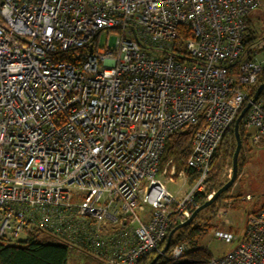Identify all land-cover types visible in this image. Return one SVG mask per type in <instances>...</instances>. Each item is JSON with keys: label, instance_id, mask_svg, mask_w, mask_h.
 Wrapping results in <instances>:
<instances>
[{"label": "built area", "instance_id": "obj_1", "mask_svg": "<svg viewBox=\"0 0 264 264\" xmlns=\"http://www.w3.org/2000/svg\"><path fill=\"white\" fill-rule=\"evenodd\" d=\"M252 12L264 0H0V241L52 236L98 264L160 253L215 193L214 155L260 85L264 40L245 54ZM243 121L263 147L264 99ZM188 126H199L193 183L173 160L161 166L167 138ZM208 264H264V203Z\"/></svg>", "mask_w": 264, "mask_h": 264}, {"label": "trees", "instance_id": "obj_2", "mask_svg": "<svg viewBox=\"0 0 264 264\" xmlns=\"http://www.w3.org/2000/svg\"><path fill=\"white\" fill-rule=\"evenodd\" d=\"M260 19L261 17H258L259 21H261ZM246 23L247 31L244 36L246 49L245 54L250 57L257 44L264 40V26H262V28L259 26H253L252 22L249 20V16L247 17ZM72 53L73 51L63 53L58 59L69 61ZM183 55V50L176 49V59L181 63L188 62L187 58H185ZM262 83H264V71L260 76V84ZM255 92L256 90L253 91L252 95H254ZM260 99H264V91L261 94ZM244 107L245 106H243V108ZM198 130L199 126H188L180 132L171 134L167 138L166 147L161 162V166L163 167L169 160H173L178 170L185 168L191 183L196 180L198 175L192 169H189L186 166L187 160L192 152L194 137ZM240 135L243 145L241 150L242 153L244 146L249 142V138L244 128V121H242L240 125ZM235 149L236 138L233 124L225 134L221 145L214 155L212 161L213 172L211 176L214 175L213 173L215 171H221L222 167L230 165L232 168V160ZM241 153L239 156L238 176L241 174L243 167ZM224 184L225 183L216 184V181L214 180V192H217ZM230 190L231 189L223 193L210 207L203 211L208 210L213 216H216L219 209L218 203L224 197H226ZM199 201L201 206L207 202V199L205 196L201 195ZM202 212H200L187 226L183 227L174 234L168 251L170 252L175 246L189 241L192 246L191 250L182 259L188 260V264H208L209 261L214 257L205 248L198 247L197 245L198 241L205 234L204 230L199 225L200 214ZM43 237H45L43 234H34L26 241L17 242L13 245L0 241V264H69V247L58 242H46L43 240ZM165 244L166 240L160 245L161 251L164 249ZM157 255L158 253L148 256L140 264L151 263ZM86 261L87 263L89 262L88 264H96L94 261L88 258H86ZM156 264H179V261H167L165 258H162Z\"/></svg>", "mask_w": 264, "mask_h": 264}, {"label": "rangeland", "instance_id": "obj_3", "mask_svg": "<svg viewBox=\"0 0 264 264\" xmlns=\"http://www.w3.org/2000/svg\"><path fill=\"white\" fill-rule=\"evenodd\" d=\"M258 17H261V21L258 20ZM249 20L253 26L262 28L264 26V12L250 13ZM107 37L105 33L101 35L99 40L100 46H106ZM115 43L116 36L111 35L109 40L110 46L114 47ZM241 161L243 162L241 174L237 177L230 192L218 203L219 209L217 215L213 216L208 210L200 214L199 225L205 234L198 241L197 245L198 247L205 248L214 257L228 254L242 242L247 228L248 215L250 212L260 210L264 203V146L255 148L251 146L249 141L243 148ZM213 174L209 182L210 190L206 192L207 194L214 192V180L216 184H226L229 181L232 176V168L230 165L225 166L221 168V171H215ZM169 187L171 190L175 189V186L170 185ZM247 195L253 198L251 202L243 201V198ZM217 230L228 231L235 235L238 240L231 244L225 243L215 237ZM43 240L46 242L57 241L52 236H45ZM90 260L98 264L95 260ZM86 263V258L83 255H80L73 249H69V264Z\"/></svg>", "mask_w": 264, "mask_h": 264}, {"label": "water", "instance_id": "obj_4", "mask_svg": "<svg viewBox=\"0 0 264 264\" xmlns=\"http://www.w3.org/2000/svg\"><path fill=\"white\" fill-rule=\"evenodd\" d=\"M263 91H264V83L259 85V87L257 88L256 92L253 95L251 102H249L242 109L241 113L239 114L238 118L236 119V121L234 123V134H235V138H236V149H235V152L233 155V160H232V176H231V178L217 192H215L213 194V196L209 200H207V202H205L198 209H196L193 212L192 216L185 223H183V224L177 226L176 228H174L173 230H171V232L169 233V235L166 239V244H165L164 249L160 253H158V255L149 264H156L157 262H159L163 258V256L169 251L170 244H171V241L173 239L174 234L177 231H179L180 229H182L183 227L187 226L190 222H192L193 219L200 212H202L203 210L210 207L223 193L227 192L235 184L236 179L238 177V173H239V156H240L242 146H243L242 140H241V135H240V125H241L246 113L251 108L252 104L255 103L256 101H258V99L260 98ZM188 263H189L188 260L179 261V264H188Z\"/></svg>", "mask_w": 264, "mask_h": 264}]
</instances>
